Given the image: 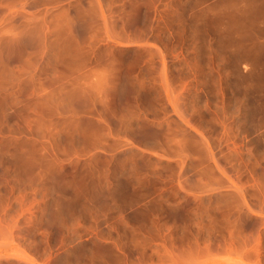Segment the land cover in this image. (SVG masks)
Listing matches in <instances>:
<instances>
[{
    "label": "rangeland",
    "instance_id": "1",
    "mask_svg": "<svg viewBox=\"0 0 264 264\" xmlns=\"http://www.w3.org/2000/svg\"><path fill=\"white\" fill-rule=\"evenodd\" d=\"M249 6L0 0V264H264Z\"/></svg>",
    "mask_w": 264,
    "mask_h": 264
},
{
    "label": "crops",
    "instance_id": "2",
    "mask_svg": "<svg viewBox=\"0 0 264 264\" xmlns=\"http://www.w3.org/2000/svg\"><path fill=\"white\" fill-rule=\"evenodd\" d=\"M244 1V0H242ZM250 8L257 10V13L252 16L251 33L253 34V42L257 45H264V0H248Z\"/></svg>",
    "mask_w": 264,
    "mask_h": 264
}]
</instances>
